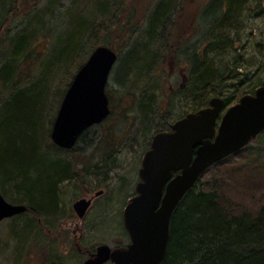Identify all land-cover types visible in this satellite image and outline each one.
<instances>
[{
	"label": "rangeland",
	"instance_id": "obj_1",
	"mask_svg": "<svg viewBox=\"0 0 264 264\" xmlns=\"http://www.w3.org/2000/svg\"><path fill=\"white\" fill-rule=\"evenodd\" d=\"M178 1V11L171 18L176 29L172 31L171 39L165 41L164 35L161 36L159 32L155 35L159 43L153 51L163 52L164 56L158 70L148 76H137L129 71L123 84L119 85L117 81L123 79L126 65L123 60L118 63V59L106 85L111 109L109 116L101 124L91 127L88 134L77 141L73 151L71 149L61 154L73 166L72 174L75 178L71 183L61 186L62 198L58 213L38 216L36 219L32 215L20 214L0 222V264H83L100 245L115 249L130 242L123 223V212L129 199L135 195L141 160L153 135L167 129L174 121L201 105L199 98H184L186 88L193 85L195 80L190 58L179 52L185 42L187 44L189 40L187 45L192 44V49L197 44L196 51L200 59L213 62L223 79H226L217 78L215 85L208 90L206 99L209 101L218 96L226 100L228 104L223 107L220 116L240 98L239 95L262 82L264 0H240L246 3V7L241 13L240 22L236 24L238 30L233 36L232 49L223 61L215 56L217 49L214 52L211 45L206 47L210 40L206 31L209 21H199V12L213 0ZM151 3L153 0H127L126 3L127 9H133L135 14L130 28L133 25L139 28V33L133 38L140 46L150 40L145 35L141 36L140 30ZM67 4L63 1L59 5L62 12H65ZM44 15L47 14H40L36 19L34 34L29 38L26 49L27 56H13L10 63L15 68L12 77L19 71L17 87L32 88L42 78L49 77L42 91H46L49 100H56L64 89V83L60 82L64 70L62 68L56 72L52 68L43 74L45 69L41 67L42 63L52 59L51 50L57 32L51 39L49 35L42 39L44 33L41 27L51 25L58 29L63 26L65 18L64 13H54V18L62 16L57 20ZM130 28L122 34L115 32L111 35L116 53L124 47V39ZM125 49L122 52H126ZM1 50L3 60L8 59V46H3ZM187 64L188 81L180 88L181 78L177 70L185 68ZM0 92V99L6 98L12 89L0 87ZM148 98L151 100L148 104L150 111L146 113L149 119L144 120L145 112L141 106ZM106 128L122 133L121 140H111V149L108 150L103 148ZM44 136L45 133L39 139L43 148L48 143ZM0 184L1 191L8 196L9 187L2 181ZM197 189L215 192L221 209L228 216L255 214L264 208V131L245 148L210 167L198 179ZM83 198L92 201L84 217L79 219L72 206ZM25 229H29V233L27 230L28 234L23 239Z\"/></svg>",
	"mask_w": 264,
	"mask_h": 264
},
{
	"label": "trees",
	"instance_id": "obj_2",
	"mask_svg": "<svg viewBox=\"0 0 264 264\" xmlns=\"http://www.w3.org/2000/svg\"><path fill=\"white\" fill-rule=\"evenodd\" d=\"M63 1L68 3L65 12L59 6ZM126 3L127 0H0V54L3 46L7 45L9 49L8 59L3 60L0 56V87L12 89L6 98L0 99V181L7 184L10 194L7 196L2 192L1 186L0 192L7 202L27 208L21 215H32L36 219L59 211L61 186L71 183L75 177L73 166L61 156L69 150L58 148L50 141L52 124L72 78L90 53L98 46L113 49L111 35L115 32L122 34L133 24L134 11L128 10ZM178 4V0H153L140 30L141 36L145 35L150 40L142 46L133 38L139 33V28L136 25L130 28L127 37L123 38L124 47L119 54L116 53L118 63L123 60L126 65L123 79L117 81L119 85L123 84L129 71L137 76H148L158 70L164 56L163 52L153 51L159 43L155 35L159 32L165 41L171 39L175 29L171 18L178 11ZM245 7L246 3L240 0H213L199 12V21H209L206 31L210 40L206 47L211 45L214 52L217 49L213 53L220 61L232 49L233 36L238 30L236 24L240 22ZM54 13H64L65 21L58 29L51 25L41 27L42 39L48 35L51 39L57 32L51 50L52 59L42 63L41 69H45L42 71L45 74L52 68L56 72L63 68L60 82L64 83V89L56 100H49L46 91H42L49 77L42 78L32 88L17 87L19 71L12 77L15 68L10 59L18 55L27 56L26 49L29 38L34 34L36 19L40 14H47L44 16L54 20L62 18H54ZM125 16L127 18L123 21ZM187 42L189 44V40ZM187 44L185 42L179 52L190 58L195 87L189 85L184 98H199L201 105L191 111L195 112L208 105V90L215 85L216 79H226L213 62L200 59L197 44L195 49H192V44ZM124 48L126 52H122ZM258 86L243 95L252 94ZM145 101L141 107L145 112L143 119L147 120L151 100ZM227 104L224 100V106ZM171 125L162 131H168ZM88 130L78 141L88 134ZM44 133V140L48 142L45 148L39 141ZM104 134L106 142L103 148L108 150L111 149V140H119L122 133L106 128ZM197 184L198 181L172 215L167 253L162 264H264V208L255 214L228 216L221 209L216 193L199 190ZM27 230L29 233V229H25L23 239L28 234Z\"/></svg>",
	"mask_w": 264,
	"mask_h": 264
},
{
	"label": "water",
	"instance_id": "obj_3",
	"mask_svg": "<svg viewBox=\"0 0 264 264\" xmlns=\"http://www.w3.org/2000/svg\"><path fill=\"white\" fill-rule=\"evenodd\" d=\"M116 52L96 47L77 70L64 93L52 124L50 139L58 148L72 149L89 128L110 114L106 85L116 64ZM223 99L177 120L169 131L153 135L141 160L135 195L123 212L129 243L110 249L96 248L83 264H162L175 209L198 179L213 165L233 155L264 131V79L253 94L240 97L217 119ZM92 199H80L72 208L82 219ZM27 211L7 202L0 193V222Z\"/></svg>",
	"mask_w": 264,
	"mask_h": 264
},
{
	"label": "flooded vegetation",
	"instance_id": "obj_4",
	"mask_svg": "<svg viewBox=\"0 0 264 264\" xmlns=\"http://www.w3.org/2000/svg\"><path fill=\"white\" fill-rule=\"evenodd\" d=\"M188 67H189V66H188V64H187L185 68H180L179 70H177V74L180 76V78H181V82H182V83H181V82L179 83V87H180V88L183 87V84H186V82L188 81V75H187V69H188ZM170 72H172V71H170ZM184 82H185V83H184ZM171 89H173V88H171ZM94 254H95V252L89 254V257H88L87 259L93 257ZM104 264H111V263H110V261H108V262H106V263H104Z\"/></svg>",
	"mask_w": 264,
	"mask_h": 264
},
{
	"label": "bare ground",
	"instance_id": "obj_5",
	"mask_svg": "<svg viewBox=\"0 0 264 264\" xmlns=\"http://www.w3.org/2000/svg\"><path fill=\"white\" fill-rule=\"evenodd\" d=\"M162 132V131H161ZM157 133H159V132H157Z\"/></svg>",
	"mask_w": 264,
	"mask_h": 264
}]
</instances>
